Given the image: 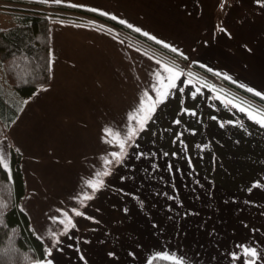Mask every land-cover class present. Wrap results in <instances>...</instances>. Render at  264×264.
<instances>
[{"label":"crops","instance_id":"crops-1","mask_svg":"<svg viewBox=\"0 0 264 264\" xmlns=\"http://www.w3.org/2000/svg\"><path fill=\"white\" fill-rule=\"evenodd\" d=\"M231 1L59 4L123 20L187 64L264 100V26H234L235 12L249 3ZM82 19L93 24L50 21V83L24 102L5 136L21 154L20 206L51 251L47 260L148 264L174 253L185 264H244L232 259L244 245L264 264V127L233 105L249 106L178 69L176 87L127 142L122 161L105 166L120 151L105 142V129L122 137L138 127L128 116L158 98L155 73L169 63ZM104 170L110 174L93 194L85 181ZM84 194L93 198L82 201ZM64 213L75 227L61 235Z\"/></svg>","mask_w":264,"mask_h":264},{"label":"trees","instance_id":"trees-1","mask_svg":"<svg viewBox=\"0 0 264 264\" xmlns=\"http://www.w3.org/2000/svg\"><path fill=\"white\" fill-rule=\"evenodd\" d=\"M0 1L17 5L12 10L21 11L15 25L0 30V71L13 93L6 97L0 91V139L6 136L7 129L17 117L24 102L50 83L49 23L53 20L86 22L82 17L97 20L118 30L112 32L99 26L127 43L170 65L177 66L179 70L206 84H211L247 106L264 110L262 98L226 80L218 79L198 66L191 67L195 73L185 69L182 64L185 60L178 54L107 16L57 3L34 0ZM21 6L25 7L19 9ZM13 98L18 102H14ZM9 152V171L0 166V204L3 205L0 207V264H37L48 257V248L34 233L29 217L20 206L26 191L20 169L21 154L13 147H10ZM151 262L169 264L167 261L154 258Z\"/></svg>","mask_w":264,"mask_h":264},{"label":"snow or ice","instance_id":"snow-or-ice-1","mask_svg":"<svg viewBox=\"0 0 264 264\" xmlns=\"http://www.w3.org/2000/svg\"><path fill=\"white\" fill-rule=\"evenodd\" d=\"M54 3H61V0H53ZM256 2L262 3V0H256ZM73 7H77V5H72ZM221 7H223V3L221 4ZM92 11H96L95 9H92ZM106 15V14H105ZM112 19H116V17H112ZM121 24H125L126 22L121 20ZM129 28H132L133 26L131 24L127 25ZM136 32H140L141 29L136 28L134 29ZM145 36H148L149 39H155L154 37L149 36L148 33H143ZM157 43H160V41H157ZM165 47H168V45H164ZM173 52H176L177 50L175 48L172 49ZM157 63H161L160 61H157ZM166 74V75H164ZM157 83L159 85L158 88H156L158 98L147 108H145L144 101L142 100L140 108L137 109L135 114H129L128 120L131 123L132 121H135L138 127L129 126L127 128L126 133L121 137L120 133H114L111 129H105V135L110 137V139L106 140L105 142L109 144H116L118 145L120 151L119 152H111V160L104 158L103 163L105 166L110 165L112 163H120L125 155V148L128 141L133 140L134 137L138 135L140 131H143L145 128V124L149 119H151V112L155 111V108L158 104L163 102V98L167 97L169 95V89L175 88L176 83L175 81L179 79L181 72L178 70L177 66L175 65H169V64H161V71H158L155 73ZM191 74H189L190 76ZM227 78V77H225ZM249 92H252L253 90L251 88L247 89ZM182 91V89H181ZM255 95L261 96L262 94L259 92H256ZM145 96H147V93H145ZM231 103V101H228ZM234 107H237L239 111L245 112L250 120H253L255 123L259 124L261 127H264V110H257L249 106L248 108H245L240 105H233ZM179 123V121H177ZM0 166L7 169V159L5 154L2 150H0ZM110 174L108 170L104 171H98L95 174L94 179H88L85 181V184L88 188H90L93 192V194L98 191L100 188L103 187V180L101 177H106ZM93 198L92 195L84 194L82 197L83 200H91ZM171 198V197H170ZM0 207H3L2 204H0ZM75 215L79 216L82 215L81 212L75 211ZM64 218L62 220H59V223L64 225L63 233L61 235L66 234L68 230L72 227H75V225L72 222V219L68 216L67 213L63 214ZM56 233L52 232L51 236L53 237L52 241V247H55L56 244L59 243V240L56 239ZM237 247L241 248V253L236 254L232 253V259L238 260L242 257H244V264H256L257 259L260 257V253H258L257 249L254 247H247L244 245H237ZM47 255H51V251L49 250L47 252ZM83 259V257H81ZM154 259H159L163 261L169 262V264H185L183 257H178L176 254L172 253H164L162 255H158L157 257H154ZM37 264H52L51 260H47L45 258L44 262H37ZM149 264H152L150 261Z\"/></svg>","mask_w":264,"mask_h":264},{"label":"rangeland","instance_id":"rangeland-1","mask_svg":"<svg viewBox=\"0 0 264 264\" xmlns=\"http://www.w3.org/2000/svg\"><path fill=\"white\" fill-rule=\"evenodd\" d=\"M246 1L249 3L248 7H245L240 12H239V9L237 8L238 11L237 13L235 12L236 17L234 19L237 21H234V19L232 18V23L234 24V26H264V0H262V3H259L256 7L253 5L254 1L256 3V0H246ZM231 2H234V0H232ZM250 6L252 9H250ZM14 7H17V5L14 6L12 4H7V3H3L2 1H0V30L9 28L18 22V18L19 16H21V11L19 12V11L12 10V8ZM23 7L25 6H21V8L19 9H23ZM85 21L92 22L90 20H85ZM105 26H108V25H105ZM182 64L185 69L191 70L192 72L195 73V71L191 68L192 66L190 64H187L186 62ZM216 83L221 86H224L221 83H218V82ZM0 91L2 92V94L6 95V97H8V95L13 94L11 88L5 82L1 71H0ZM13 101L18 102L17 99H14V98H13ZM9 142L10 140L8 139V137L0 139V150L3 151L7 159V164H8V168L6 169L7 171H9L10 169V152H9L10 143Z\"/></svg>","mask_w":264,"mask_h":264}]
</instances>
